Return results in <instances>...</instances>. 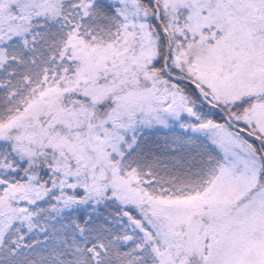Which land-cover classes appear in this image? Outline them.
Instances as JSON below:
<instances>
[{
    "label": "snow or ice",
    "instance_id": "snow-or-ice-1",
    "mask_svg": "<svg viewBox=\"0 0 264 264\" xmlns=\"http://www.w3.org/2000/svg\"><path fill=\"white\" fill-rule=\"evenodd\" d=\"M0 264H264V0H0Z\"/></svg>",
    "mask_w": 264,
    "mask_h": 264
}]
</instances>
